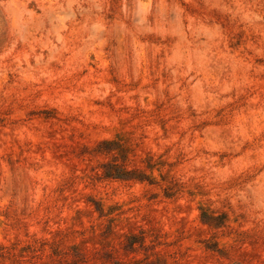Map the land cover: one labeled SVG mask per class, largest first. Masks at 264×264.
Instances as JSON below:
<instances>
[{
	"label": "rangeland",
	"instance_id": "1",
	"mask_svg": "<svg viewBox=\"0 0 264 264\" xmlns=\"http://www.w3.org/2000/svg\"><path fill=\"white\" fill-rule=\"evenodd\" d=\"M0 264H264V0H0Z\"/></svg>",
	"mask_w": 264,
	"mask_h": 264
}]
</instances>
